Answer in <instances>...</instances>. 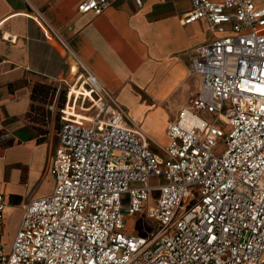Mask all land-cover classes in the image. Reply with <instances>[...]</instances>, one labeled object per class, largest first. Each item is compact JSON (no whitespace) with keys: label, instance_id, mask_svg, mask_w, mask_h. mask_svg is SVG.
<instances>
[{"label":"built area","instance_id":"2783aa9c","mask_svg":"<svg viewBox=\"0 0 264 264\" xmlns=\"http://www.w3.org/2000/svg\"><path fill=\"white\" fill-rule=\"evenodd\" d=\"M188 1L184 20L216 37L193 49L199 90L168 122L162 156L94 76H79L72 87L87 96L69 86L59 110L53 191L27 204L8 253L0 195V264H264V8ZM108 5L79 0L77 12ZM70 100L82 117L67 119ZM125 215L150 223L145 236L125 233Z\"/></svg>","mask_w":264,"mask_h":264},{"label":"crops","instance_id":"0c3cea01","mask_svg":"<svg viewBox=\"0 0 264 264\" xmlns=\"http://www.w3.org/2000/svg\"><path fill=\"white\" fill-rule=\"evenodd\" d=\"M78 3L0 0V195L12 238L27 204L53 191L49 169L69 85L94 76L131 123L167 145L168 122L199 90L193 49L216 37L206 21L184 20L188 0H108L101 15L78 13ZM47 176L52 191L39 194Z\"/></svg>","mask_w":264,"mask_h":264},{"label":"rangeland","instance_id":"374dc122","mask_svg":"<svg viewBox=\"0 0 264 264\" xmlns=\"http://www.w3.org/2000/svg\"><path fill=\"white\" fill-rule=\"evenodd\" d=\"M259 3L263 5L264 0H259ZM71 82H72L71 79L68 80L69 84H71ZM69 86L72 87L73 85L71 84ZM74 88H77V87L74 86ZM146 135L150 140L152 139L151 145H150V149L152 150V152H154L155 154L159 156H162L160 148H163L164 146H166V142L155 140L150 135L148 134ZM223 151H224L223 143L220 141L218 142V152L222 153ZM52 188H53V178L51 176H47L39 190V194L47 195L52 191ZM195 191H197V189H195ZM198 198H199L198 194L195 193L194 198L188 202V209L198 201ZM124 221H125V233L128 235L145 236V232L149 230L150 223L140 216L129 217L125 215ZM1 240H2V243L4 244L5 252L8 253L11 248L12 242H13V238L12 236H10V229H7V231L5 229H2Z\"/></svg>","mask_w":264,"mask_h":264},{"label":"bare ground","instance_id":"6f19581e","mask_svg":"<svg viewBox=\"0 0 264 264\" xmlns=\"http://www.w3.org/2000/svg\"><path fill=\"white\" fill-rule=\"evenodd\" d=\"M85 96H87V93H84ZM71 96V95H70ZM65 114L67 115L68 120H74L75 117L80 118L83 115L80 113L79 108L74 105V103L70 100L67 103V107L64 109ZM188 118H185L187 120Z\"/></svg>","mask_w":264,"mask_h":264}]
</instances>
